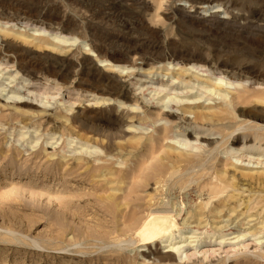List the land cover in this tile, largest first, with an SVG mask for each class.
<instances>
[{
	"label": "rangeland",
	"instance_id": "rangeland-1",
	"mask_svg": "<svg viewBox=\"0 0 264 264\" xmlns=\"http://www.w3.org/2000/svg\"><path fill=\"white\" fill-rule=\"evenodd\" d=\"M0 264H264V0H0Z\"/></svg>",
	"mask_w": 264,
	"mask_h": 264
},
{
	"label": "bare ground",
	"instance_id": "bare-ground-1",
	"mask_svg": "<svg viewBox=\"0 0 264 264\" xmlns=\"http://www.w3.org/2000/svg\"><path fill=\"white\" fill-rule=\"evenodd\" d=\"M165 71H168L169 73L166 74V77L169 76V74L171 73L170 68H166ZM184 72H189L191 74V76H194L193 78H195L196 80L199 78V74L200 73H204L203 70H200L198 67L196 66H191V68L189 70H184ZM173 74V73H172ZM211 76V75H210ZM194 81V79H193ZM192 79L189 83L185 82V80H179V78L177 77L175 79L174 76H172L170 74V79H169V83L170 84H161L160 87L156 88L155 83L152 82L151 85L153 88H155V90H158L159 88H161L162 90L165 91V88L169 90V92L171 93V97L166 100V106L164 107H170L172 108V104L175 102L177 104H182L184 103L185 100L188 99H183L180 100L179 98H184L189 96V92L188 90H200L202 91V89L211 92L212 94H215L216 96H218L221 100H223L225 103L229 102V104H232V100L230 99L229 95L231 93V90L233 89L232 87L234 86L233 83H230L228 81H225L222 78H217L216 81L217 83L215 84V89H211V91L209 90V87L207 85H203V84H199V81H194L193 83ZM154 83V84H153ZM177 83V84H176ZM223 87V88H222ZM164 88V89H163ZM235 89V88H234ZM149 91V90H148ZM199 91V92H200ZM227 91V92H225ZM233 91V90H232ZM145 92V91H144ZM157 92V91H156ZM224 92V93H222ZM155 93V91H154ZM37 95V94H36ZM15 96V95H14ZM46 96V95H45ZM190 101V100H189ZM165 102V101H164ZM188 102V101H187ZM191 102V101H190ZM190 110V109H189ZM211 110V109H210ZM174 111V110H173ZM193 114H191L192 116ZM184 136V135H183ZM184 143L187 144V140L183 139ZM198 148V143L195 145ZM200 147V144H199ZM175 174V173H174ZM170 175V174H169ZM173 177V176H172ZM172 207V206H171ZM218 209V208H217ZM154 212V211H153ZM220 212V211H219ZM182 215V214H181ZM218 215V214H217ZM226 218V217H225ZM230 220V218H229ZM232 221V220H231ZM185 222V221H184ZM221 222V221H220ZM227 221H225L224 223H227ZM230 222V221H229ZM173 224V221L170 217L165 216V214L163 215H155L150 221L145 222V224L142 227V235H143V241L146 244H153L155 242H157L158 240H165V238L167 240L172 239L173 238V233H171V231H169L171 225ZM184 224V223H183ZM185 225V224H184ZM221 225V224H220ZM227 225V224H226ZM211 226V225H210ZM214 226V225H213ZM229 227V225L227 226ZM235 228V227H233ZM222 229V228H220ZM218 229L219 233L220 231H223ZM215 230V229H214ZM217 230V229H216ZM217 232V233H218ZM167 234H170L167 237ZM215 235V234H214ZM243 236V235H242ZM246 236V235H245ZM175 237V236H174ZM168 242V241H167ZM165 243V242H163ZM261 245V244H260ZM168 248H171V250H176L179 254H185V251H183V247H175L172 244L167 246ZM242 247V246H241ZM146 248V247H145ZM171 252V251H170ZM177 252H175L177 254ZM212 251L210 250V253ZM217 252V251H216ZM216 252H212L213 254H215ZM209 253V250L206 252ZM209 253V254H210ZM211 253V254H212ZM188 254V253H187ZM207 255V254H206ZM182 257V256H181ZM185 258V257H184Z\"/></svg>",
	"mask_w": 264,
	"mask_h": 264
}]
</instances>
